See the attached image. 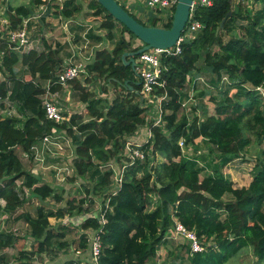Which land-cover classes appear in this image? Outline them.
I'll use <instances>...</instances> for the list:
<instances>
[{"label":"trees","instance_id":"16d2710c","mask_svg":"<svg viewBox=\"0 0 264 264\" xmlns=\"http://www.w3.org/2000/svg\"><path fill=\"white\" fill-rule=\"evenodd\" d=\"M51 1L32 0L31 7H10L11 28L21 27L24 19L33 16L32 7L47 3L50 10ZM83 1L92 11V19L100 20L98 29L106 30L108 39L114 40L118 24L122 29L112 50H96L94 62L88 65L90 76L85 79L88 84L102 81L100 93H108L107 84H113L115 97L108 101L90 91L79 78L72 81L91 117L85 120L83 115L75 114L70 123L62 125L76 147L77 175L89 183L83 190L85 197L79 200L66 201L65 191L57 193L56 188L47 183L36 185L39 178L24 168L16 152L18 145L29 150L53 125L42 106L44 90L34 81L38 78L56 80L61 63L59 51L51 47L44 52L32 49L20 56L8 47L0 30V52L4 55L0 68L5 67L8 73L7 79L0 81V103L5 107V99L9 98L19 111L18 117L0 116V215L13 214L24 204L25 197L20 195L24 187L41 201L54 197L69 204L66 209L50 213L39 206L36 217L27 216L30 235L38 241L37 252L45 251L64 236L51 226V217L61 219L68 213L89 210L84 204L87 200L94 202L92 194L102 196L103 203L106 201L113 171L102 170L101 166L112 159L120 161L127 137L135 135L148 120V108L136 99L142 85L138 84L131 65H124L121 58L125 51L142 46L133 47L136 36L97 0H65L63 8L58 5L57 11L72 18L82 11ZM255 1L264 4V0ZM174 10L163 27H171ZM229 11L232 14L221 28ZM148 14L150 24L139 21L160 26L154 12ZM239 19L246 20L247 24L236 22ZM195 20L202 27L194 31V37L184 38L182 52L162 58L164 86L157 92L168 95L162 103L165 125L152 127L154 137L143 147L145 160L127 168L122 187L110 197L106 223L90 218L81 225L84 230L102 229L100 264H148L168 243V233L176 220L195 234L204 250L194 252L190 245L181 242L179 253L169 251L175 258L171 264H225L248 246L253 247L257 258L264 260V113L263 100L256 91L257 87L264 86V5L254 13H248L241 4L233 6L232 0H213L210 6H196L183 36ZM238 27L241 37L223 39L222 33L231 34ZM125 33L130 35L129 39ZM88 35L97 41L101 39L92 29ZM214 45L218 46V51ZM201 59H204L203 68L198 65ZM19 62L24 67L20 74L16 70ZM196 70L211 75V85L218 88L217 94L222 100L218 101L217 94L210 88L200 91L199 97L204 101L200 106L192 105L191 110L202 108L204 117L195 115L190 121L181 111L183 102L190 98L188 83ZM126 80L128 84H124ZM60 86L54 84L53 90ZM245 128L256 135L263 148L255 160L250 184L236 187L224 168L234 160L246 159L249 154L253 140ZM181 139L187 149L190 144L194 147L191 155L185 152L186 147L180 146ZM202 147L207 152L202 151ZM157 154L164 160L153 163ZM18 180L23 182L20 190ZM80 239L81 246L86 248L87 235L82 233ZM14 241L11 235L0 239V250ZM64 244L61 242L66 246ZM30 259L21 251L17 264H33ZM4 262L0 254V264Z\"/></svg>","mask_w":264,"mask_h":264},{"label":"built area","instance_id":"2783aa9c","mask_svg":"<svg viewBox=\"0 0 264 264\" xmlns=\"http://www.w3.org/2000/svg\"><path fill=\"white\" fill-rule=\"evenodd\" d=\"M144 1L150 8H167L170 13L166 15V22H168L169 20L168 15H171L178 2V0ZM212 3L213 0H194L191 8L190 21L193 17V11L196 6H210ZM40 9L45 12L48 9V4L46 3L44 5H41ZM37 18H40V14H34L33 16L26 18L23 21L21 27L10 29V27L7 25L5 28L8 34L6 38L2 37V39L6 41L8 47L12 51L20 54V56L32 50L33 41L31 40V29L29 28V23L33 19ZM67 25L68 24H66V26ZM201 27L202 24L199 21L195 20L190 26H188L186 35H182L177 41L176 45H174L173 47L151 48L137 56L136 61L143 64V67L139 72L137 71L139 67H137L136 65L137 76L140 84L142 85V89L139 91L141 102L144 104V106L146 102H158V104H155L153 108L157 110L159 109V115L155 118L147 117V122L150 124L147 127V135L145 136L146 138L144 141H141V137L139 141H136L133 140L131 136H128L125 147L120 154V161L112 159L101 166L102 170L113 171V174L111 176L112 186L108 191L109 196L107 197L106 201H104V203H96L94 210L91 206L85 203L84 207L89 206L90 210H86L82 213L77 214L68 213L63 218L57 219L62 225L81 227V225L90 218H97L100 224L106 223L105 214L107 209L109 208L110 197L112 195H116L118 193V190L122 187L127 168L137 161L145 160L146 155L143 147L151 140V138L154 137L152 127L161 125L163 122L162 103L165 99L168 98V95L166 92H157L160 86H164V82L161 80L162 72L165 69L164 65L162 64V58L170 55L180 54L182 52L181 43L184 38L194 37V31L200 29ZM3 59L4 55L2 52H0V63L3 62ZM3 70L6 71L5 68L0 69V78L2 77ZM82 75L88 76L86 67L83 65V63L70 62L58 73L55 81L51 79L47 81L46 85L44 86V93L41 97L42 106L46 112V118L53 122L54 125L50 128L49 131L41 136L36 143L32 144L29 150L22 149L19 146L16 147L17 149H19V157L22 161L31 163L32 159H34L40 165H46L49 157H65L64 155L66 151L75 149L72 138L68 134L67 129L61 126L63 123L70 121L71 115H67L64 108L62 107V104L58 103L60 93L53 90V85L60 84L64 87L69 88L72 84V81L74 79L80 78ZM225 78H227V76ZM35 82L37 83V81ZM256 91H258V94L262 99H264V86L257 87ZM188 102L189 100H185L183 102V107L186 106ZM3 114L8 116L17 114L16 105L9 98L5 99V107L1 106L0 103V115ZM152 119L153 121L151 122ZM73 128L75 132H78L76 126H74ZM179 144L183 148L184 141L181 139ZM46 167L54 169L56 177L62 180L66 179L71 175L70 173L75 171L74 166L71 167V171L68 167V164L61 165L59 163H51V165H46ZM97 205H100V207L97 208ZM89 229H91L92 235L89 236V233L86 231V229L83 231V233L87 235L91 260H89V262L87 263L69 262L63 264H100V257L103 250L102 235L100 234V230L102 229ZM171 231L172 233H176L177 235L187 236L190 240L189 245L192 251L200 252L204 250V247L197 241L195 234L193 232L187 231L178 220H176V223ZM77 252L79 254H82L81 248Z\"/></svg>","mask_w":264,"mask_h":264},{"label":"crops","instance_id":"0c3cea01","mask_svg":"<svg viewBox=\"0 0 264 264\" xmlns=\"http://www.w3.org/2000/svg\"><path fill=\"white\" fill-rule=\"evenodd\" d=\"M53 1H56V2H53ZM53 1H51V5L49 6L50 10L48 8L45 12H43L41 9L38 12L37 7H32L34 9V14H40V18L33 19L32 21L44 22V21H46V19L51 18V17L58 19V23L61 22V28L64 30V32H66V31L69 32L68 29H71L70 32L68 33L69 36L67 37L66 35H63L62 37H57V40H54V38L51 37V35L53 36L54 25H50V23H49L48 26L45 28L46 33L42 35L43 44L45 45V49H43L42 51H39L38 45L36 42H35V44L32 43V49L37 50L39 52H44L46 50V48L48 50V48L51 47L52 49L59 51L58 58L61 59V63H60V66L57 70L56 78H57L58 73L66 65H68L70 62H76V63H83V65L86 67V71H87L88 76L82 75V76H85V79H86L87 77L90 76L88 65L94 62L96 50L101 49L100 44H102L103 47L108 46L107 48L113 49V47L115 46V43L121 37L122 27L119 24L117 25V28L114 31L115 38H114V40L109 41V39L104 37V35L107 34L106 30L98 29L97 26L93 27L92 25H90V23H88V21H86V19L84 20L83 18L80 20H78L75 16H73L72 18H66V17H64L62 12L57 11L58 5H60V7L63 8L65 0H53ZM4 2H6V0H4ZM31 2H32V0H30L29 2H26L25 0H19V1H16L15 5L16 6L25 5V6L31 7L33 4ZM55 4L57 6H55ZM5 5H6L5 10L3 9V7H0V23H1L0 30L3 32L2 37L6 38L7 34H8L7 31L5 30L6 26L8 25L10 27V29H13V28H11L8 12L10 10V7H15V6L12 4H8L7 2L5 3ZM42 5H44V4H42ZM40 6H39V8H40ZM134 6H135L134 9L130 10V11H132L133 14H136V12H137L139 15L142 16L144 14L143 7H141L140 5H134ZM60 7H59V9H61ZM57 12H58V14H57ZM45 14H46V17L44 19L43 16ZM144 16L145 15H143V18L147 19V18H145L146 16L145 17ZM168 17H170V14L168 15ZM42 18L44 19V21H42ZM163 18L162 19L159 18L160 19L159 22L161 20H163ZM7 22H8V24H7ZM30 23H29V26H30ZM66 24H68V25L66 26ZM29 28L31 29V27H29ZM76 28L79 30H82V31L79 32V34H77ZM91 29L94 31L95 34H97L101 37L100 40L97 41L88 35V33ZM102 31H104V33H101ZM231 34L235 35V37H239V36L241 37L242 36L241 32L239 33L238 30L233 31ZM125 35L127 36L129 34L125 33ZM237 35H239V36H237ZM44 37L48 38L47 40L49 43L45 41ZM82 37L84 39H82ZM107 42H110L111 45H108ZM136 44L137 45H134L133 47L143 46V42L139 38L137 39ZM18 64L22 65V62H19ZM22 68H23V65H22ZM0 69H2V68H0ZM16 70L20 74V71H18L17 66H16ZM3 71H2V77L0 78V81H4L7 79V74H8L7 70L4 72ZM205 74L207 75L209 73L206 72ZM81 77L79 79L83 82V85L87 86L90 89V91H94L95 93H97L98 96L103 97V98L107 99L108 101L110 100V98L108 97V93L110 91L109 89H108V93H99L95 89L92 90L91 89L92 84H88L85 81V79L83 80ZM191 77H192L191 81H189V83H188L189 89H190V91H189L190 98L188 100L192 101V102H196L198 99L196 96L197 91L198 92L203 91L204 89H208L207 87H211L212 85H211V83L210 84L205 83V79H204L205 77L203 76L202 71L201 72H199L198 70L194 71ZM48 80H50V79H48ZM48 80L38 78L35 80V81H37V83L35 81L34 82L36 83L37 86L41 87L44 90V86L46 85ZM204 83L206 84V86L203 85ZM102 84H103V82H102ZM110 84H107V86H109ZM201 86H203V87H201ZM113 89L115 91V87ZM131 90H132V88H131ZM54 91H58L60 93L59 98H58V103L62 104V107L64 108L65 113L67 115H71L70 121H71L73 115H75V114L83 115L85 120L91 118L90 115L88 114L86 103H84L82 100H80L79 92L77 90H75V88H73V83L71 84V86L69 88L61 85L60 88H57ZM139 102H141V100ZM16 111H17V114L13 115V116H8L5 114L0 115V116L18 117L19 111L17 109V104H16ZM200 111H201V109H200ZM200 111L196 113L197 116L198 115L203 116L202 112H200ZM70 121L65 122V123H70ZM65 123H63V124H65ZM149 124L150 123L147 122L145 125L140 126L139 129L137 130L136 134L131 136L133 138V140L139 141V139L141 137V141H144L146 138L145 136L147 135V127L149 126ZM53 125H54V123H53ZM63 128H65V127H63ZM36 142H37V140L34 143H36ZM72 142H73V140H72ZM73 145H74L75 149H70V150L66 151L64 156L69 160V163H68L69 169L71 170V167L74 166L75 171L70 173L71 174L70 177L68 176L64 180L56 177L54 169L46 167V165H51V163L49 162L50 157L48 158L46 165H40L34 159H32L31 163H29L27 161L24 162L21 159L20 160H21L24 168L27 171H29L32 175H35L36 177L39 178V183L36 185H42L43 183H45V182H43L44 179H46L48 181H52V183H54V184L63 185L70 178H73L74 176L75 177L78 176L76 168H75V159L77 158L76 147H75L74 143H73ZM18 146L21 147L22 149H24L23 146H21V145H18ZM201 150L207 152V149H204V147ZM16 152L19 156V149L16 148ZM249 159H251V158H249ZM79 178L82 179L81 177H79ZM251 181H252V179H251ZM250 182H249V184H250ZM17 183H18V188L20 190L23 182H22V180H18ZM46 183L51 185L49 182H46ZM249 184H246L243 186H248ZM81 187H82V185H81ZM25 190L30 191L27 187H24V191ZM30 192H32V191H30ZM26 195L29 196V193ZM32 195H34V194H32ZM49 198H51V197H49ZM37 199H39V198H37ZM28 201H29V203L34 202V200H30V199H28ZM25 202H26V197H25ZM25 202H24V204H25ZM3 203H4V201H3ZM38 204L39 205L33 209V211H34L33 213H23V214H18L17 216L14 215L15 217H13V219L14 220H16V219L21 220L22 217H24L27 225H29V222L27 220V216L31 217V218L36 217L37 209L39 206H44L47 213H50L53 211L56 212L60 209L59 208L57 210H53V209L48 210L45 203L42 201H40V203H38ZM65 205L61 208H65ZM21 207H19V208H21ZM66 208H67V206H66ZM11 215L12 214H7V213L2 214V215H0V219L3 218L5 220L6 218H9ZM54 219L56 220L57 218H55V217L50 218L51 224L54 221ZM62 226H64V225H62ZM77 230L78 231H77L76 235L74 234V238L71 239L70 235L65 234L64 238H61L60 240L56 241L53 246L47 248L45 251L37 252L38 250L36 248V245H37L38 241L35 240L31 235L28 238H26L27 237L26 234L21 235V236H16V235L12 234L10 230H8L6 232V231L0 229V239H6L8 237V235L13 236V239H15V241L13 242V244L11 246H9L8 248H6L4 250H0V254L1 255L3 254V256H4V261H5L4 264H17L19 262L18 259L20 257L21 251L26 252V254H28L29 257H31L30 260L32 261L33 264H63L66 262L67 263H69V262L87 263V262H89V256H90L89 245L86 248L81 246L80 235L83 233L84 229L79 227V229L77 228ZM86 231L89 233V236L92 235L91 229L88 228V229H86ZM29 233H30V226H29ZM19 237H21L23 240L21 241V238H19ZM61 242L62 243L64 242L66 244V246H62ZM16 247H18L17 252L15 251ZM80 248L82 250V254H79L77 252ZM179 249H180V247L177 250H179ZM167 250H169V249H167ZM151 262L152 261H150V263Z\"/></svg>","mask_w":264,"mask_h":264},{"label":"rangeland","instance_id":"374dc122","mask_svg":"<svg viewBox=\"0 0 264 264\" xmlns=\"http://www.w3.org/2000/svg\"><path fill=\"white\" fill-rule=\"evenodd\" d=\"M16 1H19V0H6V2L8 4H12L14 6H16ZM26 2H29L30 0H25ZM53 1V0H52ZM122 4L126 5V7L129 9V10H133L134 9V5H140L141 7H143L144 9V14L145 15L144 17L147 18V19H144L143 18V15H139L137 12L136 14H134L139 20H141L142 22L146 23V24H150V21H149V15L148 14L150 11H153L155 16H157V18H160L162 19L163 17V20H161L160 22H158V25L160 24V26L166 24V15L170 12L167 8H162V7H158V8H150L146 5L145 1L144 0H119ZM4 0H0V7H3V9L5 10L6 8V5ZM53 2H56V1H53ZM233 2V6H236L238 4H241L242 7L248 11V13H254L257 9L261 8L263 5L261 2H258V1H255V0H232ZM18 3V2H17ZM32 3V2H31ZM83 9L80 13H77L75 15V17L80 20V19H86V21H88V23H90V25H92L93 27L94 26H98L100 25V20L99 19H92V11L88 8L87 6V2L83 1ZM55 6H57L55 4ZM38 8V12L40 10L39 7ZM132 12V11H131ZM141 14V13H140ZM143 18V19H142ZM239 24H247V21L246 20H242V19H239L238 21ZM50 23V25H54V32H53V36L51 35L52 38H54V40H57V37H62L63 35H66L67 37L69 36V32L71 29H68L69 32H64V30L61 28V22L58 23V19H55V18H48L46 19V21L44 22H34V21H31L30 23V27H31V40L34 41L33 43L35 44V42L37 43L38 45V49L39 51H42L43 49H45V45L43 44V37L42 35L46 33V27L48 26V24ZM239 29V27L237 28V30ZM76 31H77V34H79V32H81L82 30H79L76 28ZM239 33H240V30H238ZM101 33H104V31H102ZM186 35V34H185ZM65 36V37H66ZM126 36V35H125ZM222 36H223V39L225 41L229 40L230 37L232 36H235L233 34H226V33H222ZM239 36V35H237ZM105 38L106 35H104ZM135 37V36H134ZM130 38V35H127L126 36V39H129ZM45 41L48 42V38L44 37ZM82 39H84L82 37ZM108 39V38H107ZM137 39L138 38H134L132 43H133V46L134 45H137ZM109 41H112L111 39H109ZM135 42V43H134ZM49 43V42H48ZM108 45H111L110 42H107ZM100 48L101 49H108V50H112V49H109L107 47H103L102 44H100ZM214 49L216 51H218V46L214 45ZM47 50V48H46ZM45 50V51H46ZM137 67H139V69H137V71L139 72L140 69L143 67V64L142 63H139L137 62ZM199 67L203 68L205 67L204 66V59H201L198 63ZM18 67V71L22 72L24 67L22 68V65L21 64H18L17 65ZM136 71V73H137ZM203 72V76L205 77V83H211L210 81V78H211V75L209 74H205L206 71L202 70ZM83 80L85 79V76H82L81 77ZM203 84L204 86H206V84ZM102 81L100 80H97L96 82L92 83V86H91V89L92 90H96L97 92L100 93V89L102 87ZM202 85V84H201ZM248 87H250V85L248 84L247 85ZM203 87V86H201ZM107 88L111 91H109L108 93V97L111 99H113L115 97V91H114V85L113 84H110L109 86H107ZM207 88H210L211 90H213V93L216 95L217 92H218V88L216 86H211V87H207ZM119 91V89H118ZM200 92V91H199ZM199 92L197 91L196 93V96H197V101L196 102H192V101H189L188 104L186 106L183 107V110L181 111V115L182 113H185L189 118H190V121L191 119L196 115L197 116V112L200 111V109H197V111H193L191 110V107L192 105H195V104H198L200 106V104H202V102L204 101L201 97H199ZM218 96V101L219 100H222V97ZM136 99L138 101L141 100V96L139 94L136 95ZM263 100V107H262V110H263V113H264V99ZM155 104H158L157 103H149V102H146L145 103V106L148 108L147 109V112H146V116L148 118L152 117V118H155L156 116L159 115V109H155L153 108ZM204 105H205V102H204ZM202 112V118L204 117V114H203V109L201 108V111ZM199 117V116H198ZM201 118V116H200ZM148 121V120H147ZM153 121V119L151 120V122ZM163 125H165V121L162 122ZM153 125V124H152ZM151 125V127H152ZM165 133L166 132V129L164 130ZM245 132L247 133V135L251 136L252 137V140H253V144L250 148V151H249V154L246 156V159H237V160H234L232 161L230 164H228V166H226L224 168V172L226 175H228L229 178H231V180L234 181V183L236 184L235 186L236 187H241L243 185H246V184H249V182L251 181L252 179V169L254 167V164H255V160L257 158V156L260 154L262 148H263V144L260 143L257 138H256V135L250 131V129L248 128H245ZM169 134V133H168ZM200 141V140H198ZM184 148L186 147L185 145L183 146ZM190 147V148H189ZM193 146L192 144H190L188 146V149L187 147L184 149L186 153H188L189 155H191V153L194 151L193 150ZM203 149V147L201 148ZM204 149H206L204 147ZM251 158V159H249ZM64 160V161H63ZM164 158H162V156L160 154H157V159L156 161L153 163H159V161H163ZM49 162L50 163H59L61 165H67L69 163V160L66 158V157H61V156H55V157H51L49 158ZM231 170V171H230ZM70 177V176H69ZM43 182H49L52 186H54L57 190V193H61V191H65L64 192V196L66 197V201L67 199H72V198H76L77 200L81 199V198H84L85 197V193L83 190L86 189L87 186H89V183L88 182H85L83 181L82 179H80L78 176L77 177H73V178H70L65 184L63 185H58V184H54L52 183V181H48L46 179L43 180ZM83 185L81 187V185ZM21 192V196L22 197H26V202L25 204L19 208L15 213H13L9 218H6L5 220L2 218L0 219V229L4 230V231H8L10 230L12 234L16 235V236H21V235H25L26 234V238H28L30 236V233H29V225H27L26 223V220L24 217H22L21 220L19 219H16L14 220L13 217H15L14 215H18V214H23V213H33V209L36 208L40 203V199H37V197H35L34 195H32V192L28 191V190H25L26 194L29 193V196H27L25 194L24 191H20ZM90 197L93 198V203H90L89 200H87V205L91 206L92 204V209L94 210L95 209V205L96 203H102L103 199H102V196H97L95 194H92ZM28 199L30 200H34L33 203H29ZM90 199V198H89ZM40 200V201H39ZM66 201H58V199L56 198H49L47 199L46 201H42L45 203L46 207L48 208V210H57L61 207H63L66 203ZM65 206H69V204L66 203ZM100 207V205H97V208ZM151 208V207H150ZM90 210V209H89ZM36 213V212H35ZM51 226H53L54 228H56L58 231H60L61 233H63L64 235L65 234H68L70 235L71 239L74 238V234L76 235L77 233V228L79 229V227L77 226H72V225H64L62 226V224L56 219H54V221L52 222ZM173 228V227H172ZM172 228L170 229L169 233H168V243H166L165 245H163L161 247V249L158 251V255L157 257L155 258H152L150 259V261H152L150 263V261L148 262V264H171L172 262L175 261V258L172 256V254L170 255L169 254V251H176L179 247H180V244L182 242V244H187V246L189 245V238L187 236H184V235H177L176 233H172ZM67 236V235H66ZM77 237V236H76ZM17 238V237H16ZM21 238V237H19ZM64 238V236H63ZM17 240V239H16ZM23 239L21 238V241ZM17 249L18 247H16V252H17ZM169 249V250H167ZM171 249V250H170ZM180 250V249H179ZM179 250L178 253H179ZM89 260H91V256H89ZM67 263V262H66ZM225 264H264V260H261L259 258H257L253 252V247L252 246H248V247H245L244 249H242L239 253H237L236 255H234L233 257H231L229 259V261Z\"/></svg>","mask_w":264,"mask_h":264},{"label":"water","instance_id":"95a60500","mask_svg":"<svg viewBox=\"0 0 264 264\" xmlns=\"http://www.w3.org/2000/svg\"><path fill=\"white\" fill-rule=\"evenodd\" d=\"M116 20L124 24L137 38L143 42V46L137 50L125 51L121 58L124 65H131L136 71V57L151 48H170L185 32L190 21L191 8L194 0H178L173 13L171 27L150 26L137 20L118 0H97ZM232 14L228 12L222 20L220 27H224L227 18ZM137 75V73H136ZM124 84H128V80ZM140 84V82H138ZM133 88V87H132Z\"/></svg>","mask_w":264,"mask_h":264},{"label":"flooded vegetation","instance_id":"af4514ba","mask_svg":"<svg viewBox=\"0 0 264 264\" xmlns=\"http://www.w3.org/2000/svg\"><path fill=\"white\" fill-rule=\"evenodd\" d=\"M135 75H136V71H135ZM136 76H137V75H136ZM137 77H138V76H137ZM138 82H140L139 79H138Z\"/></svg>","mask_w":264,"mask_h":264}]
</instances>
